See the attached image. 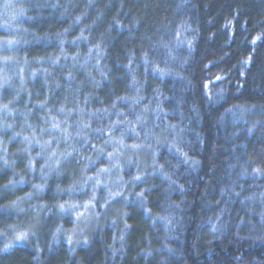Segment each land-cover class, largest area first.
<instances>
[{
	"label": "clouds",
	"instance_id": "1",
	"mask_svg": "<svg viewBox=\"0 0 264 264\" xmlns=\"http://www.w3.org/2000/svg\"><path fill=\"white\" fill-rule=\"evenodd\" d=\"M45 9L59 13L56 18L66 19L67 26L49 24L46 32L36 31L45 23ZM103 16L96 0H85L83 7L80 0H0V171L11 170L0 182V259L19 248L47 247L68 233L75 243L88 244L104 227L117 229L112 239L120 241V247L108 246L113 254L121 252L128 231L127 206L139 202L160 241L158 247L149 243L145 258L151 256L149 264H173L175 249L168 241L182 226L181 203L149 201L154 206L148 208L144 201L153 188L162 196L173 186L183 191L181 165L197 163L186 155L194 147L185 139L187 117L175 120L180 89L165 90L163 79L191 83L186 61L175 55L173 39L154 32L141 37L139 51H127L126 62L117 59L110 66L102 48L109 29L99 31ZM49 36L56 50L31 54ZM85 41L87 47L82 48ZM114 69L122 86L114 85ZM238 108L255 110L260 119L251 121L252 127L264 123V105L234 104L225 111ZM13 142L16 146L10 150ZM236 167L228 164L230 170ZM240 167L238 177L264 179V148ZM23 186L29 190L17 191ZM256 186L260 191L245 195L235 215L230 202L216 209L220 202L208 201L213 214L206 223L211 229H236L237 235L246 232V239L264 243V183ZM226 214L227 219H221ZM155 222H161L163 231Z\"/></svg>",
	"mask_w": 264,
	"mask_h": 264
},
{
	"label": "trees",
	"instance_id": "2",
	"mask_svg": "<svg viewBox=\"0 0 264 264\" xmlns=\"http://www.w3.org/2000/svg\"><path fill=\"white\" fill-rule=\"evenodd\" d=\"M80 2L83 7L85 0ZM96 3L104 11L99 31L109 29L102 48L110 66L117 59L126 62L127 51H139L141 37L154 32H159L165 40L173 39L177 45L175 55L181 62L186 61L185 74L191 83L178 82L170 76L163 79L165 90L173 86L180 89L177 98L180 115L175 120L187 117L184 122L189 131L185 139L194 147L186 155L197 163L181 165L184 175L179 184L183 191L173 186L162 196L160 189L153 188L151 194L145 193L144 201L148 208L154 206L149 201L162 206L169 201L181 203L178 218L182 226L168 241L175 249L171 253L173 264H264V243L246 239V232L237 235L236 229L214 231L206 223L213 214L206 207L208 201H219L216 209L228 206L225 201L230 202L231 215H235L242 198L260 191L256 185L264 183V179L237 175L243 171L240 165L244 159L260 156V149L264 148V123L252 127L250 122L260 119L255 110L225 111L234 104L264 105V0H96ZM58 16L55 10L45 9V23L35 30L44 33L49 24L66 27L68 21L58 20ZM51 39L49 36L37 43L31 54L43 56L55 51L56 43H49ZM81 47H87V42H82ZM114 72V85L122 86L120 72L115 69ZM104 91V88L98 90L100 95ZM185 105L189 106L187 112ZM15 146L13 142L8 147L11 150ZM229 163L237 167L230 170ZM9 175L10 169L0 171V182ZM236 179L238 183H233ZM28 190L27 186L17 188L20 192ZM126 212L124 221L131 227L125 234L126 245L121 252L113 254L108 246L120 247V241L112 239L119 234L117 229L104 227L83 247L70 249L59 238L38 250L30 246L19 248L11 256L0 259V264H37V261L39 264H149L151 256L146 259L143 250L149 243L156 247L160 243L153 236L154 222L145 216L139 202L129 204ZM221 219H227V214ZM155 223L163 231L161 222Z\"/></svg>",
	"mask_w": 264,
	"mask_h": 264
},
{
	"label": "rangeland",
	"instance_id": "3",
	"mask_svg": "<svg viewBox=\"0 0 264 264\" xmlns=\"http://www.w3.org/2000/svg\"><path fill=\"white\" fill-rule=\"evenodd\" d=\"M69 227H72V225L69 224ZM68 236H72L71 233H68L67 236H62L60 237V240L63 241L64 243H66V245H68L69 247H71L70 249L72 248H78V247H83L85 246L86 244H83V243H75L74 239L72 238L71 242L66 238ZM75 244V246H74Z\"/></svg>",
	"mask_w": 264,
	"mask_h": 264
},
{
	"label": "snow or ice",
	"instance_id": "4",
	"mask_svg": "<svg viewBox=\"0 0 264 264\" xmlns=\"http://www.w3.org/2000/svg\"><path fill=\"white\" fill-rule=\"evenodd\" d=\"M254 43H255V41H253ZM248 61H245V63H247ZM217 79L219 80V79H221V77H217ZM205 87H207V85H205ZM250 131H251V129H250ZM262 131H264V130H262ZM254 171H256V172H258L259 171V169H254ZM62 207V206H61ZM128 227H131L130 225H128ZM70 242H71V240H72V236H68V237H66ZM85 243H86V241H85Z\"/></svg>",
	"mask_w": 264,
	"mask_h": 264
}]
</instances>
